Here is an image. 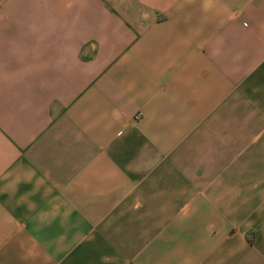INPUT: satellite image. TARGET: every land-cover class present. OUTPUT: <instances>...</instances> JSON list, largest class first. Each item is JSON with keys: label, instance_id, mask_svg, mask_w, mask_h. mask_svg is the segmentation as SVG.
I'll return each instance as SVG.
<instances>
[{"label": "crops", "instance_id": "0c3cea01", "mask_svg": "<svg viewBox=\"0 0 264 264\" xmlns=\"http://www.w3.org/2000/svg\"><path fill=\"white\" fill-rule=\"evenodd\" d=\"M0 264H264V0H0Z\"/></svg>", "mask_w": 264, "mask_h": 264}]
</instances>
